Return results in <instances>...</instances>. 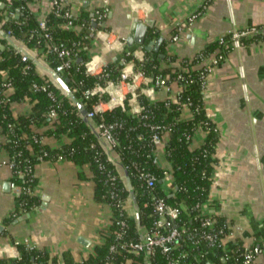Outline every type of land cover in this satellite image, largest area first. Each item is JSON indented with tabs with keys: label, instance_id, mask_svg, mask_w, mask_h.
Listing matches in <instances>:
<instances>
[{
	"label": "trees",
	"instance_id": "trees-1",
	"mask_svg": "<svg viewBox=\"0 0 264 264\" xmlns=\"http://www.w3.org/2000/svg\"><path fill=\"white\" fill-rule=\"evenodd\" d=\"M32 0H0V21H4L2 29L9 31V36L26 51L41 49L35 57L40 59L49 68L57 64L55 55L47 50V46L55 44L60 48H74L76 59L88 61L87 49L90 48L91 38L87 37V29L74 32L61 28L63 20L54 15L48 17L47 28L51 33V40H40L37 46V37L29 38L37 29L36 19L27 7V2ZM4 4V5H3ZM6 9L18 13L16 17L7 18L3 14ZM92 17L89 13L82 12L75 20V24H86L92 28ZM105 29V27H101ZM258 32L253 38L243 41H253L261 38L264 27H258ZM86 35V38H85ZM155 35V34H153ZM151 35V36H153ZM0 72L6 71L11 79L12 93L8 103L0 105V149L7 153L8 161L12 164L13 175L10 181L18 188L19 194L15 197V208L10 216L4 219V224L9 225L16 218L31 212L39 206V199L34 195L37 186L35 175L36 167L42 162L67 161L81 167L87 166L91 173L93 183V199L100 204L109 206L111 216L107 229L102 231V242L92 248V252L82 261L74 262L69 252L61 255L63 264H170L171 258L180 259V264H242L240 242H235L230 252L213 249L211 257L195 260L199 249L191 246L185 240L179 241L171 252L169 258L155 249L150 255L145 252L133 254L116 247L115 252L110 251L112 245L118 244L115 233L121 234L119 243L140 242L138 229L134 216L128 215L120 205L130 200L129 193L121 179L116 163L120 164L127 173L134 190L136 204L138 205L139 223L142 230L147 231L155 220L153 202L163 199L168 206L180 207V215L175 223L178 227H198L206 217L214 219L216 228H222L225 221L221 217L202 214L195 209V205L207 203L212 174L217 163L214 158L219 131L209 119L200 88V74L203 67L194 69L193 66L202 63L203 58L209 57L218 50L226 55V45L219 46L217 41L208 45L192 60L182 62L183 71L171 72L161 64H167L170 56L165 54L164 45L160 52L164 58L157 54L145 52L143 61L133 60L134 68L143 72L145 76L165 79L166 83L175 84L178 88L175 101L166 98L152 101L137 92V100L142 107L140 113H132L128 106L127 98L122 107L99 113L85 122L78 109L57 88H53L55 101L47 97L46 91H33L32 85H42L49 80L47 75H41L30 58L21 61V53L2 39L0 40ZM77 71H66L59 74L62 79H68L70 91L77 88L72 94L81 103L84 110L89 113L97 102V96L89 100L81 97V91L92 88L95 84L102 86L107 82L116 83L124 65L121 63H108L102 68L99 75H90L82 64H76ZM180 75V79H177ZM1 82V77H0ZM49 82V81H48ZM0 89V97H1ZM104 102L108 101L107 95H102ZM18 103L30 105V113L13 114L11 106ZM189 104L190 117L182 119L184 106ZM54 107L57 118L48 117L49 110ZM144 116V117H143ZM114 124L112 135L115 147L108 149L96 125L100 122ZM148 125L158 127V134L165 139V157L170 166L169 180L173 189L163 187L162 169L153 163L155 147L151 142ZM206 131L203 144L197 148L191 146V137L196 130ZM44 138L52 139L56 145L50 146L43 141ZM138 172H144L156 178L154 188L146 189L137 178ZM115 180H110L111 177ZM30 190V193L27 190ZM228 231L224 229L223 233ZM15 240L12 241L13 245ZM19 258L0 259V264H48L50 258L46 251L28 249L24 243L15 244ZM253 251V250H252ZM226 258V259H225ZM51 264H57L56 259H51Z\"/></svg>",
	"mask_w": 264,
	"mask_h": 264
},
{
	"label": "crops",
	"instance_id": "crops-1",
	"mask_svg": "<svg viewBox=\"0 0 264 264\" xmlns=\"http://www.w3.org/2000/svg\"><path fill=\"white\" fill-rule=\"evenodd\" d=\"M70 1L79 9L80 15L87 12L92 17L103 0ZM107 1L104 33L91 38L87 49L86 69H95L90 75L100 73L108 63H121L124 65L122 70H128L131 60L143 61L146 51L138 46L129 49L126 43L120 44L132 35L127 30L130 23L127 16L130 14L140 21H152L153 29H148L145 44L163 36L158 54L164 58L160 52L164 45L170 61L161 65L174 73L183 71L182 62L192 60L208 45L215 43L221 34L248 27H264V0H231L232 19L223 0ZM194 14L198 15L188 25V19ZM174 35L178 39L171 42ZM28 53L34 59L35 52ZM35 61L44 64L40 59ZM207 63L208 59L193 68H201ZM240 69L243 78L240 77ZM37 71L42 74L38 67ZM170 87L171 95L176 94L177 86L171 84ZM140 88L142 86L135 93L140 92ZM111 93L115 102L103 103L97 108V113L122 107L127 97L130 111L138 112V100L131 96L132 91L126 84L112 89ZM166 98L168 94L163 92H155L148 97L152 101ZM203 101L209 119L219 131L214 154L217 163L211 178L207 214L223 218L228 227L230 235L224 239L225 252H230L233 244L240 242L253 250L252 264H264V39L244 42L240 48L227 51L224 61L214 66L207 76ZM11 110L15 115H27L30 105L13 104ZM189 117L188 111L182 112V119ZM205 135L202 130H196L191 137V146H201ZM2 137L0 133V141ZM165 139L156 147L155 156L160 168L169 169ZM43 141L50 146L56 145L49 138ZM7 158V153L0 149V225L3 227L0 230V259L17 257L13 240H26L33 249L46 251L50 258L48 264L52 258L56 262L60 260L64 252H69L76 263L85 259L93 246L102 242V231L107 229L111 216L108 205L93 199L88 167H78L67 161L40 163L35 170L37 186L34 188L39 206L5 225L4 219L14 210L15 197L19 192L10 181V169L5 164ZM4 182L11 183L13 188L4 191ZM170 186L169 182L163 183L166 189ZM43 197L46 205L41 209ZM126 211L134 216L131 204ZM80 237L89 245L79 243ZM208 263L212 264L211 261Z\"/></svg>",
	"mask_w": 264,
	"mask_h": 264
},
{
	"label": "built area",
	"instance_id": "built-area-1",
	"mask_svg": "<svg viewBox=\"0 0 264 264\" xmlns=\"http://www.w3.org/2000/svg\"><path fill=\"white\" fill-rule=\"evenodd\" d=\"M229 15L232 19V8H231V0H225ZM6 4H10V0H5ZM4 5V4H3ZM108 1L103 0L102 5L98 8H96L93 11L92 15V23L95 24V28H89L86 27V24H75V20L80 16V11L75 5L71 3L70 0H32L30 2H27V7L33 13L36 22H37V29L30 34L29 38H32L34 36L37 37L36 44L39 46L40 44V38L45 41L51 40V33L49 32L47 28V22L48 17L50 15H54L55 17H59L63 20V23L61 24V28L65 31H74L79 32L83 29H87V37L93 38L95 35H102L104 33V29L101 27L104 26V21L106 19L107 13H108ZM18 13H13L12 11L6 9L4 12V16L7 18H13L18 16ZM198 14L192 15L188 19V25H191L194 19L197 17ZM4 24V21H0V31L5 33L7 38L12 39L9 34V31H5L2 29V26ZM258 28L256 27H248L242 30H231L228 31L224 36L219 37L217 39V43L219 46L226 45L228 50L232 49H238L243 45V41L251 39L254 37V35L258 32ZM105 35V34H104ZM86 38V35H85ZM261 38L264 39V31L261 33ZM178 37L177 35H174L171 37V42L177 41ZM0 40L1 37H0ZM125 43V40L120 42V44ZM8 44V43H7ZM108 46V43H106ZM75 44L72 45L71 48H60L56 46L55 44H50L47 46V50L51 53H53L57 59V64L54 68L51 70L58 75L61 73H64L66 71H70L73 69V71H77L78 68L76 67V64H82L85 67V70L88 74L93 73V70L86 69L87 65L86 62H75V57L77 56L75 48ZM0 48H2L0 44ZM25 50V49H24ZM26 51V50H25ZM34 59L31 58L28 51H26L27 55H24L21 53V61L26 62L28 59H32L33 62L35 61V57L38 53L42 51L41 49H34ZM226 55L221 53L220 51L216 50L214 51L209 57L203 58L202 61H205L208 59V63L203 67V70L200 74V88L202 93L205 90L206 87V80L208 74L211 72L214 66L218 65L222 61H224ZM102 69L100 73L96 74L99 75L102 73ZM180 73V72H178ZM240 77L243 78V72L242 69L239 70ZM41 75H44L43 73ZM1 82H0V89H1V97H0V105H4L8 103V97L13 91V87L11 85V79L8 77L6 71L0 72ZM180 75H178L177 79H180ZM49 81V82H48ZM123 84H126L130 91H132V97L136 98L137 100V92L135 93V90L142 86V89L140 88L139 94L149 97L152 96L155 92H163L165 94H168V99L170 101H175L177 93L174 95H171V87L169 84L166 83L165 79L162 78H152L145 76L142 71L136 70L134 68L133 60L129 63L128 70H122L120 74L119 81L116 83L113 82H107L106 85L102 86L100 84H95L90 89H85L81 91V97L84 100H89L91 96H97V102L92 106V110L86 114V117L91 120L94 115L99 114L97 113V108L100 107L104 102L101 97L102 95L108 96L109 103L115 102V98L113 97L111 90L112 89H118ZM53 88H58V86L49 80H46L42 85L33 84L32 89L33 91H46L47 97L51 101H55V96L53 93ZM242 89L245 91L246 85L242 84ZM77 88H73L71 92H76ZM125 99V98H124ZM189 104L184 106L183 111H188ZM142 111V107L139 105L138 112L140 113ZM190 113V112H189ZM48 117L51 120H55L57 118V114L55 111V108L52 107L48 112ZM144 117V116H143ZM96 129L99 132V137L102 139L104 145L108 149H113L115 147V139L112 135V131L115 127L114 124H106L104 122H100L97 124ZM147 128L149 131L152 132L151 134V142L153 146L158 147L162 144V137L158 134V127L154 125H148ZM203 131V130H202ZM206 134V131H203ZM153 163L158 166V161L156 156L153 158ZM5 164L10 169L11 176L13 175L12 172V164L9 163L8 158ZM163 177L164 181L169 182V175H170V168L169 169H163ZM138 180L141 182V184L148 190H152L155 185L156 178L152 175H149L144 172H138L137 174ZM110 180H115V177H111ZM171 184V183H170ZM169 189H173V185L171 184ZM28 193H30V190H27ZM210 199V190L208 195L207 203L203 204H197L195 205V209L200 211L202 214H207L206 205L208 204ZM122 209L126 210L127 202L122 203L120 205ZM153 211L155 214V220L152 224V226L142 233V241L135 242V243H119L121 239L120 233H115V239L118 242L116 245H112L110 247L111 252H115L116 247L119 246V248L124 249L126 252L133 253V254H139L140 252H145L146 255H150L155 249H159V251L166 255L167 258L171 255V252L174 250L175 246L179 243L181 240H185L187 243H189L191 246L196 247L199 249V252L197 256H195L196 261H200L202 259L208 258L212 254L213 249H221L224 251V239L230 235L228 227L226 223H224L222 228H216L214 219L211 217L204 218L200 225L198 227L189 228V227H178L175 223V220H177L178 216L180 215V207L178 206H168L164 203L163 199H155L153 202ZM224 229H226L228 232L223 233ZM21 242L26 245L28 249H33L28 243V241H16V243ZM14 244V247H15ZM4 249L1 250L3 252ZM225 252V251H224ZM185 254L180 255L178 258H184ZM16 258H19V254ZM173 259L171 258L169 260L170 264H180V259ZM241 258L242 264H252L254 261V252L251 248L242 246L241 248ZM226 259V258H225ZM131 260H128L126 264H130ZM57 264H63L60 260L57 261ZM110 264V263H106Z\"/></svg>",
	"mask_w": 264,
	"mask_h": 264
},
{
	"label": "water",
	"instance_id": "water-1",
	"mask_svg": "<svg viewBox=\"0 0 264 264\" xmlns=\"http://www.w3.org/2000/svg\"><path fill=\"white\" fill-rule=\"evenodd\" d=\"M223 1L226 5L225 0H223ZM127 19L130 22L129 26L127 27V30L132 33V35H129L125 39V43H126L127 47L129 49H132L135 46H138L139 48L143 49L146 52H153V53L158 54L159 46L161 45L162 41L164 40L163 36H159L156 41L150 40L147 44H145V41L148 39V36H147L148 29H153L152 21H150V20L140 21L138 18L134 17L132 14L128 15ZM92 27L95 28L94 23H92ZM190 29H191V27H190ZM154 32H156V31H154ZM224 35L225 34H221L220 37H222ZM0 37H1V39H4L8 43V45H10L12 48H14L15 50L19 51L20 53H22L24 55H27L26 51L23 48H21L13 39L7 38L5 33L0 31ZM187 37H189V33H188ZM158 56L162 58V55L158 54ZM81 61H82V59H80V58L77 60L78 63ZM34 64L36 65V67L40 68L42 70V73L44 75H47L48 78L58 86L59 90L72 102V104L78 109L82 119L85 122L90 121L86 117L87 112L84 110L81 103L77 101L76 97L70 91V89L67 85L68 79H62L57 73L53 72L51 70V68L47 67L46 65H44L40 62L34 61ZM116 167H117V171H118L121 179L124 182V185H125L128 193H129L130 203L133 207L134 218L136 221L139 238L142 241V230H141L140 223H139L138 205L136 204V198L134 195V190L131 186L129 177H128L127 173L125 172V170L123 169V167L118 163H116ZM11 186H12L11 183L4 182L2 188L4 191H8V190H10V188H13V186L12 187ZM17 194H19V192ZM43 200H44V202H42V204H41L42 205L41 209H43L46 205V203H45L46 200L44 197H43ZM19 220H21V218H19ZM2 228L3 227L0 225V230ZM78 241H79V243H81L84 246L89 245V242L86 241L85 239L81 238V237L78 239ZM147 264H150V263L148 262Z\"/></svg>",
	"mask_w": 264,
	"mask_h": 264
},
{
	"label": "rangeland",
	"instance_id": "rangeland-1",
	"mask_svg": "<svg viewBox=\"0 0 264 264\" xmlns=\"http://www.w3.org/2000/svg\"><path fill=\"white\" fill-rule=\"evenodd\" d=\"M130 204H131V203H130V200H129V201L127 202V207H129V206H130Z\"/></svg>",
	"mask_w": 264,
	"mask_h": 264
}]
</instances>
